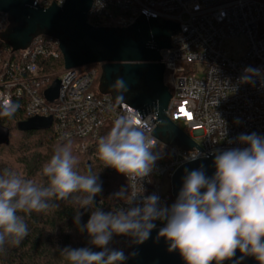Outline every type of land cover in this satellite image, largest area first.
Segmentation results:
<instances>
[{"label":"built area","instance_id":"2783aa9c","mask_svg":"<svg viewBox=\"0 0 264 264\" xmlns=\"http://www.w3.org/2000/svg\"><path fill=\"white\" fill-rule=\"evenodd\" d=\"M52 1L35 0L44 8ZM55 2L62 6L66 0ZM142 12L148 22L150 15L181 22L182 31L171 37V45L177 47L161 50L164 82L173 95L167 116L210 155L246 147L238 143L241 134L264 136V0H93L89 21L96 26L127 27ZM7 17L8 13H0V32L10 24ZM59 44L55 36L40 33L21 52V48L12 51V45L0 39V108L17 102L27 119L51 117L56 138L77 139L83 150L122 116L152 131L156 128L154 112L142 119L124 101L122 109L112 106L111 93L94 94L101 79L97 66L47 71L48 60L63 56ZM249 68L258 71L246 73ZM246 75L248 82L242 80ZM56 79L61 81L59 95L50 101L45 91ZM152 136L158 159L150 174L136 184L124 175L130 197L136 196L118 209L140 205L153 194L160 206H171L176 170L194 159L210 157L196 146V151H187ZM155 223L154 229L164 226L162 221ZM134 240L120 235L119 246L127 257L124 264Z\"/></svg>","mask_w":264,"mask_h":264},{"label":"clouds","instance_id":"9594fccd","mask_svg":"<svg viewBox=\"0 0 264 264\" xmlns=\"http://www.w3.org/2000/svg\"><path fill=\"white\" fill-rule=\"evenodd\" d=\"M249 79L247 75L242 77L244 82ZM117 85L123 87L122 79ZM18 108L14 103L5 105L0 116L11 118ZM151 133V127L122 116L99 138V159L136 184L150 174L158 159ZM238 143L247 146L214 153L213 176L208 177L203 166L186 170L183 186L171 206H160L159 197L153 194L128 209L106 213L96 208L80 227L100 251L66 247L61 255L69 264H124L127 257L123 251L109 247L114 235L143 243L159 220L164 226L158 235L170 242L169 251H179L186 264H223L233 260L237 250L241 255L235 264L249 256L264 264V136L241 134ZM77 164L69 139L54 149L42 167L46 186L9 169L0 173V253L6 252V246L18 247L28 236V224L20 213H43L58 207L57 201L94 208V197L102 191L98 175L91 170L78 172ZM115 196L131 203L136 193L129 198L121 190ZM75 222L80 224L79 213Z\"/></svg>","mask_w":264,"mask_h":264},{"label":"water","instance_id":"95a60500","mask_svg":"<svg viewBox=\"0 0 264 264\" xmlns=\"http://www.w3.org/2000/svg\"><path fill=\"white\" fill-rule=\"evenodd\" d=\"M36 4L35 0H0V13H8L7 19L10 20L6 30L0 32V39L11 44L12 51L21 48V52H25L33 38L40 33L55 36L60 40L59 47L66 69L102 64L103 73L95 95L111 93L112 106L122 109L120 103L124 101L135 108L142 119L154 112L156 128L151 134L170 146L177 144L187 151H196L193 149L196 146L205 152L167 116L173 95L164 82L165 63L161 50L177 47L171 45V37L182 31L181 22L152 15L148 22L142 12L130 26L103 27L89 21L93 0H66L62 6L53 0L48 8ZM119 79H122L123 87L116 86ZM60 87L61 81L56 79L45 91L47 99L55 100ZM1 119L2 116L0 146L10 142V129L2 124ZM51 123V117H34L20 122L19 127L23 130L47 129ZM201 166L208 177L213 176L214 153L210 157L189 161L176 170L172 177V194L176 199L187 175L186 170ZM160 229H153L143 243L138 244L134 240L128 264H186L179 251H169L170 242L158 235ZM240 255L237 250L236 257L223 264H235ZM241 264L258 262L249 256Z\"/></svg>","mask_w":264,"mask_h":264},{"label":"trees","instance_id":"16d2710c","mask_svg":"<svg viewBox=\"0 0 264 264\" xmlns=\"http://www.w3.org/2000/svg\"><path fill=\"white\" fill-rule=\"evenodd\" d=\"M90 20L95 23L92 18ZM52 67L62 71L65 67L64 57L48 60L45 63L47 71ZM99 76L101 77L100 73ZM26 120L28 119L24 109L20 106L13 117L2 116V124L10 129V142L8 145L0 146V173L9 169L26 179L46 186L48 181L42 174V167L49 161L54 149L67 143L68 140H58L52 128L20 129L19 123ZM15 130L17 132L14 134ZM106 134L107 132H104L91 141L85 150L80 148L77 139H70L73 155L78 160L76 170L82 174L91 170L92 174L98 175L97 182L101 185L102 191L94 197V208H77L78 206L71 201H57L58 207L43 213L33 212L31 215L20 213L25 217L29 234L18 247L6 246V252L0 253V264H69V261L61 255V251L66 247H89L93 251H100L91 245L87 232L82 231L80 225L87 223L91 212L96 208L106 213L117 210L120 204L126 202L125 199L115 196L121 190H124L125 196L130 198V189L125 176L116 170L111 171L99 159L98 141ZM78 213L80 224L75 222ZM119 239L120 235H114L109 247L122 251Z\"/></svg>","mask_w":264,"mask_h":264},{"label":"rangeland","instance_id":"374dc122","mask_svg":"<svg viewBox=\"0 0 264 264\" xmlns=\"http://www.w3.org/2000/svg\"><path fill=\"white\" fill-rule=\"evenodd\" d=\"M93 65H95V66H97L98 68H99V70H100V74H101V76H102V73H103V68L100 66V64H93ZM17 131L15 130L14 131V134L16 133ZM2 151V150H1ZM174 203V201H172L171 202V204H173Z\"/></svg>","mask_w":264,"mask_h":264},{"label":"flooded vegetation","instance_id":"af4514ba","mask_svg":"<svg viewBox=\"0 0 264 264\" xmlns=\"http://www.w3.org/2000/svg\"><path fill=\"white\" fill-rule=\"evenodd\" d=\"M111 85V84H110ZM141 85H143V83L141 82ZM113 86V85H112ZM113 88V87H112ZM144 89L143 90H145V87H143Z\"/></svg>","mask_w":264,"mask_h":264}]
</instances>
